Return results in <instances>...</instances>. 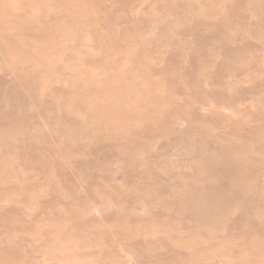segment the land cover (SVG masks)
<instances>
[{
	"label": "rangeland",
	"instance_id": "obj_1",
	"mask_svg": "<svg viewBox=\"0 0 264 264\" xmlns=\"http://www.w3.org/2000/svg\"><path fill=\"white\" fill-rule=\"evenodd\" d=\"M0 264H264V0H0Z\"/></svg>",
	"mask_w": 264,
	"mask_h": 264
}]
</instances>
